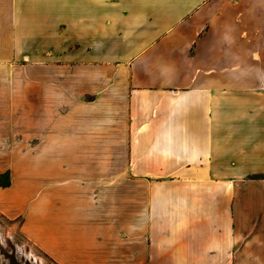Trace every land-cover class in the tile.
<instances>
[{"label":"crops","instance_id":"1","mask_svg":"<svg viewBox=\"0 0 264 264\" xmlns=\"http://www.w3.org/2000/svg\"><path fill=\"white\" fill-rule=\"evenodd\" d=\"M3 175L55 264H264V0H0Z\"/></svg>","mask_w":264,"mask_h":264},{"label":"rangeland","instance_id":"2","mask_svg":"<svg viewBox=\"0 0 264 264\" xmlns=\"http://www.w3.org/2000/svg\"><path fill=\"white\" fill-rule=\"evenodd\" d=\"M105 15V12H104ZM0 182L6 183L7 176H0ZM22 218L9 219L5 215L0 213V239L3 240L5 249L16 255V260L19 264H37V262L27 263L26 257L23 253V248L31 253L35 258L40 257L44 264H55L53 263L36 245L30 242L20 231ZM11 245V246H10ZM12 247L13 251L9 247ZM26 247V248H25ZM6 260L10 258L6 252L2 253L0 250V264H6ZM12 262V259L10 260Z\"/></svg>","mask_w":264,"mask_h":264},{"label":"bare ground","instance_id":"3","mask_svg":"<svg viewBox=\"0 0 264 264\" xmlns=\"http://www.w3.org/2000/svg\"><path fill=\"white\" fill-rule=\"evenodd\" d=\"M11 246V245H10ZM10 248H12V247H10ZM26 248V247H25ZM13 249V248H12ZM0 250L2 251V253L4 252H6V254H7V256H9V258H11L13 255H14V253H9L6 249H5V247H4V244H3V240L2 239H0ZM23 250V253H24V255H25V257H26V261H27V263H32V262H34V260H35V262H37V264H44L43 263V261H42V259H40V257H37V258H35L31 253H28L27 252V250L26 249H22Z\"/></svg>","mask_w":264,"mask_h":264},{"label":"flooded vegetation","instance_id":"4","mask_svg":"<svg viewBox=\"0 0 264 264\" xmlns=\"http://www.w3.org/2000/svg\"><path fill=\"white\" fill-rule=\"evenodd\" d=\"M9 247V246H8ZM10 248V247H9ZM11 249V251H13L12 250V248H10ZM12 253H14V252H12ZM12 259V262L10 261ZM10 260L9 261H7L6 260V264H19L18 262H17V260H16V255H15V253H14V255L10 258Z\"/></svg>","mask_w":264,"mask_h":264}]
</instances>
